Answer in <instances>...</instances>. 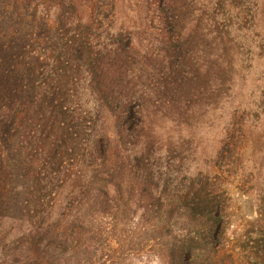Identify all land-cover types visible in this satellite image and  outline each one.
<instances>
[{"label":"trees","instance_id":"obj_1","mask_svg":"<svg viewBox=\"0 0 264 264\" xmlns=\"http://www.w3.org/2000/svg\"><path fill=\"white\" fill-rule=\"evenodd\" d=\"M32 1L42 33L26 42L0 39V139L18 133L32 148L16 193L18 211L0 213V264H103L94 255L105 242L116 245L123 264H134L132 256L143 251L157 254L161 264H222L216 198L227 189L216 165L189 170L168 152L123 147L118 129L113 137L85 135L92 115L77 97L75 73L86 78L96 110L105 108L115 124L131 114L127 103L146 94L171 109L173 99L160 96L179 89L186 78L181 65L222 70L231 65L228 41L243 44L245 32L250 44L264 48V0ZM125 2L132 13L120 19ZM102 8L111 11L107 19ZM63 10L66 17L59 18ZM141 12L151 13L156 25L140 21ZM144 40L157 46L151 88L137 81ZM196 50L198 60L191 55ZM126 57L137 65L117 83ZM260 97L264 103V85ZM226 146L222 141L221 149Z\"/></svg>","mask_w":264,"mask_h":264},{"label":"rangeland","instance_id":"obj_2","mask_svg":"<svg viewBox=\"0 0 264 264\" xmlns=\"http://www.w3.org/2000/svg\"><path fill=\"white\" fill-rule=\"evenodd\" d=\"M32 7V0H0V39L26 42L31 37L35 40L42 33V19L33 18ZM128 7L126 3L118 10L120 19H127L132 13ZM101 11L104 19L111 13L105 8ZM60 17H66L64 10ZM138 17L146 24L156 25L151 13L141 12ZM218 26L225 25L219 21ZM241 34V45H236L231 38L227 40L226 53L230 54L231 65H222V70H205L202 65L192 63L181 65L186 78L179 89L160 96L167 102L173 99L171 109L157 107L146 94L143 101L127 103L130 106L125 110L131 109V114L115 124L105 108L96 110V101L82 72L75 73L76 88L77 97L83 101L82 108L91 109L92 119L84 130L85 135L113 137L118 129L120 135L117 136L123 147L142 145L149 153L164 155L168 152L171 159L182 160L189 170L196 166L204 169L214 163V170L227 189L226 195L216 198L222 211V264H264V103L260 97L264 85V48H260L256 40L250 44L248 32ZM198 46L199 39L194 47L198 49ZM156 49L154 42L144 40L140 55L145 65L140 67L132 57H126L113 80L122 83V76L130 78L129 71L137 65V81L151 88L157 82L152 73L155 74L158 65H151ZM199 51L192 52L193 59L201 57ZM30 54L32 51L25 58ZM139 121L143 124L141 131L139 128L132 130ZM18 135L16 133L5 142L0 139V213L18 211L20 195L16 193L21 190L26 161L32 155V148H26ZM224 140L228 147L221 149ZM216 153L217 158H214ZM115 246L105 242L97 248L94 257L100 258L103 264H123L121 255L118 257L117 250L113 249ZM132 257L134 264H161L159 256L152 251Z\"/></svg>","mask_w":264,"mask_h":264}]
</instances>
